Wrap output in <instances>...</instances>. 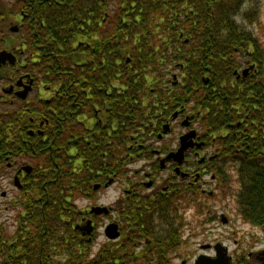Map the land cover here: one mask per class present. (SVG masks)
Instances as JSON below:
<instances>
[{
	"label": "trees",
	"instance_id": "16d2710c",
	"mask_svg": "<svg viewBox=\"0 0 264 264\" xmlns=\"http://www.w3.org/2000/svg\"><path fill=\"white\" fill-rule=\"evenodd\" d=\"M245 1L0 0V50L17 57L0 67V85L20 74L38 88L14 105L0 88V171L3 146L8 155L35 158L24 190L37 194L22 196L12 233L0 227V264L170 263L185 224L183 215L176 221L178 206L149 215L124 205L121 246L94 253V237L75 228L86 215L76 199L94 193L98 181L123 175L129 145L140 150L161 119L178 107L190 110L196 88L201 104L212 105L214 131L235 121L233 105L264 112L254 80L233 74L236 49L255 42L236 20ZM14 23L17 32L10 30ZM82 119L96 122L88 127ZM18 129L17 141L8 140L7 130ZM262 169L253 157L242 161L240 214L254 225L264 224Z\"/></svg>",
	"mask_w": 264,
	"mask_h": 264
},
{
	"label": "flooded vegetation",
	"instance_id": "af4514ba",
	"mask_svg": "<svg viewBox=\"0 0 264 264\" xmlns=\"http://www.w3.org/2000/svg\"><path fill=\"white\" fill-rule=\"evenodd\" d=\"M249 34L250 40L255 42H253L254 44L252 42L243 43V49H236L235 65L237 67L234 69L233 74L235 80H254L257 95L260 96L257 97V103L260 104V101L264 103V62L260 58L262 57L261 53L264 52V42L254 32L249 31ZM21 77L22 75L18 74V79L14 82L6 85L1 83L0 85L3 100L11 105L16 103L17 98L23 99L16 95V91L22 89V86L18 85V80ZM204 81L208 82V79H204ZM10 88H13L12 91H6ZM37 90L38 88L33 86L27 97L31 93L36 94ZM201 94L202 90L196 88L190 110L186 107H178L170 116L161 119L163 122H161L159 130H152L151 134H145L146 137L142 138L145 143L140 145V150L134 152V146L132 144L129 145V149H132V152L128 153L123 175L109 177L104 182L98 181L93 187L94 193L86 195L94 196L98 190L111 187L114 184H122L121 196H118V201L115 205L109 206L110 212L107 215H111L112 218L110 222L105 223V228L111 222L119 225L120 236L112 240L113 242H118L119 240V246H121L122 239L126 234L123 230V220L120 216V212L125 206L132 207L135 211L138 209L144 210L145 208L146 213L150 215L154 209L160 207L172 208L175 205V208L178 206L175 216V218H178L176 220L178 222L180 221L182 209L185 213L188 207L186 204H192L199 199L196 198L198 194L214 196V191L209 190L212 185H215V190H226L225 195L227 196H238L241 191L242 161L246 158L253 157L264 165V112L261 111V106H255V113L248 114L240 106L233 105L232 111H235L236 118L232 116L230 119L235 121H228L221 129L214 131L209 127L212 124V117H210V113L213 111L211 109L212 105L208 101L207 105L203 106L200 102L201 99H199ZM229 114L228 110L226 115L230 117ZM251 119H254L252 121L253 124L247 123ZM82 121L86 122L85 125L89 124V127L96 122V119L91 120L92 123L86 119H82ZM16 131L18 134L22 132L20 129L15 131L7 130L8 137L11 136L8 140L17 141L14 138ZM245 132H247V135L243 136ZM30 134H34V132L30 131ZM8 140L6 139V141ZM183 144L189 145H187L186 149L180 151ZM251 144H253V149ZM179 151L180 155H177ZM1 157L6 169L0 171V188L7 177L9 180H13L15 189L13 191L6 188L2 189L0 196L7 199L5 201L6 208H10L15 212L14 227L16 228L19 221L18 217H20L23 209L22 196H37L35 192L29 194L28 190H24V186L27 183L26 177L33 171V163L36 160L35 158L23 157L19 154L8 155L6 146L2 147ZM27 166L30 167L29 170L24 169ZM223 174L226 178V182H224L226 185L220 182ZM259 174L264 175V169L260 170ZM16 177H18V181ZM110 180L111 182L109 183ZM97 184L99 186L96 188ZM234 185L236 186L235 190L233 188ZM92 207L86 208V215L79 221V223H85L87 219L93 221V233L84 235L90 238L91 235L92 238L94 237L93 234L98 227L96 218L102 215L92 213ZM155 217L158 219L159 214L156 213ZM221 221L223 223L228 222L225 214L221 215ZM256 226H261L264 229V224ZM0 227L8 231V226L2 222H0ZM134 230L133 232H135ZM179 231L181 232L182 241L175 251L184 242L183 230L181 231V228H179ZM143 241H140V245H137V248L143 246ZM216 245H219V247L222 245L226 246L222 242H217L215 244H205L203 247L210 251L214 250V254L209 255L216 257ZM227 249V253L231 256L232 264L246 263V257L234 258L230 254L228 247ZM173 252L169 253V259L170 254ZM175 254L178 255L177 252ZM253 256H255L254 264H264V248L256 251ZM248 264H250L249 261Z\"/></svg>",
	"mask_w": 264,
	"mask_h": 264
},
{
	"label": "rangeland",
	"instance_id": "374dc122",
	"mask_svg": "<svg viewBox=\"0 0 264 264\" xmlns=\"http://www.w3.org/2000/svg\"><path fill=\"white\" fill-rule=\"evenodd\" d=\"M9 3L14 0H7ZM236 20L242 23L246 31H252L264 42V0H246ZM179 74V73H178ZM37 94V93H36ZM31 93L29 97L35 96ZM12 179V178H11ZM122 184H114L111 187L98 190L94 196H82L76 199V204L81 209L90 208L97 205L111 206L118 201L121 196ZM215 185L209 187L214 191V196L198 194L195 202L186 204L187 210L181 215L184 217L183 238L179 249L170 254L169 264H193L195 259L201 254L213 255L214 250L203 247L205 244H215L222 242L229 248L230 254L234 258L246 257V262L255 263L256 251L264 248V229L245 221L240 215L239 196H227L224 190H215ZM14 190L13 180L7 177L1 184L2 189ZM234 190L236 186H233ZM231 192V191H230ZM10 197V196H9ZM7 199L0 196V222L8 226V232L14 231V214L12 209L6 208ZM228 218L227 223L221 221V215ZM111 215H101L96 218L98 227L93 234V252L96 253L103 245L120 247L118 242L109 240L104 233L105 223L110 222ZM125 231V230H124ZM121 240V239H120ZM112 241V244H109ZM177 252L178 255L175 253Z\"/></svg>",
	"mask_w": 264,
	"mask_h": 264
},
{
	"label": "water",
	"instance_id": "95a60500",
	"mask_svg": "<svg viewBox=\"0 0 264 264\" xmlns=\"http://www.w3.org/2000/svg\"><path fill=\"white\" fill-rule=\"evenodd\" d=\"M17 29H18L17 25L12 26V30H17ZM15 61H16V56L11 51H7L5 49L0 51V67L2 65H5L7 62L13 64L15 63ZM174 78H176V75H174ZM32 84H33V79H30L28 83H23V78L21 77L18 80V85L22 86V89L19 91H16V95L25 99L29 91L32 89ZM12 89L13 88H10V89H7L6 91H12ZM187 145L189 144H183L180 151H182L183 149H186ZM180 151L179 153H177V155H180ZM24 169L29 170L30 167L27 166V167H24ZM16 180L18 181V177H16ZM110 182L111 180L109 181V183ZM98 186L99 184L96 185V188ZM109 211H110L109 207L105 205L93 206L91 209V212L95 214H102V213L108 214ZM75 228L81 230L83 235H89L94 230L93 221L91 219H87L85 223L76 224ZM120 233L121 232L119 230V225L115 222L109 223L105 228V234L109 239L113 240V239L118 238L120 236ZM216 249H217L216 257H212L207 254H201L195 260L194 264H232L231 256L227 253L228 249L226 246L222 245L221 247H219V245H216Z\"/></svg>",
	"mask_w": 264,
	"mask_h": 264
}]
</instances>
